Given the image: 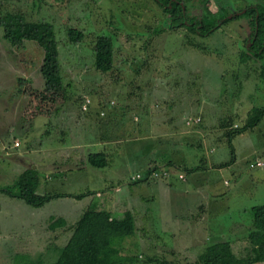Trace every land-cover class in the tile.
<instances>
[{
  "label": "rangeland",
  "instance_id": "374dc122",
  "mask_svg": "<svg viewBox=\"0 0 264 264\" xmlns=\"http://www.w3.org/2000/svg\"><path fill=\"white\" fill-rule=\"evenodd\" d=\"M254 2L264 0H208L207 5L189 0L187 12L232 13ZM7 10L53 25L66 98L51 122L40 114L23 120L26 96L18 93L17 79L43 86V52L32 40L10 44L0 26V187L15 193L14 179L25 167L44 169L40 176L58 172L60 162L81 149L70 153L77 140L108 135L126 154L128 163L123 164V158L114 163L120 162L114 169L120 177L111 175L110 166L86 164L80 178L68 185L73 194L86 193L102 181L109 186L103 194L109 195L119 182L124 181V189L136 184L137 190L131 188V194L140 197L131 204L136 228L123 240L126 252L138 253L131 264H155L154 258L199 264L196 256L206 244L227 239L234 241L235 252L243 253V237L251 226L249 207L264 204V114L255 126L231 138L235 160L229 166H213L229 159L226 129L242 125L252 107L264 106V80L257 74L262 60H239L250 32L246 18L219 23L200 36L182 26L171 28L168 15L154 0H0V12ZM68 27L81 29V39L69 41ZM99 34L111 39L112 66L107 71L93 65ZM96 119L103 122L97 125ZM129 137L147 148L145 171H137V163H143V154H138L145 148L137 144L138 152L132 151L129 158ZM168 157L174 159L172 165L157 164ZM255 159L263 164L250 166ZM67 164L75 170L73 162ZM197 164L200 168H192ZM154 165L167 173L147 177V183L134 182L136 173L144 175ZM64 174V180L71 179L70 173ZM87 195L53 198L34 207L0 192V264H14L16 255L15 264H23L28 256L49 264L90 204ZM59 213L65 224L48 228L49 217ZM148 257L151 262L145 261Z\"/></svg>",
  "mask_w": 264,
  "mask_h": 264
},
{
  "label": "trees",
  "instance_id": "16d2710c",
  "mask_svg": "<svg viewBox=\"0 0 264 264\" xmlns=\"http://www.w3.org/2000/svg\"><path fill=\"white\" fill-rule=\"evenodd\" d=\"M189 0H154V2L168 15L169 26L185 27L200 36L210 34L219 23H225L233 18L242 16L247 20L250 28L246 38V45L239 53V60L249 59L262 60L257 67L258 76L264 80V3L254 2L245 5L232 13H220L215 11L189 15L187 2ZM208 0H199L200 4L207 5ZM0 26L3 37L14 46H21L24 40L36 42L42 49L43 56L39 71L43 78L42 87L32 86L27 79L18 77L19 93L26 96L21 110L23 120H31L36 115H50L66 98V92L60 73L58 60L57 41L53 25L46 20H31L26 18L22 11L0 12ZM83 32L76 27L66 29V37L69 41L76 42L81 39ZM111 39L105 34H99L95 38L93 48V65L100 71H107L112 66ZM264 114V106H254L248 113L245 121L239 126H230L225 131L227 143L230 146L229 159L214 165L215 167L226 166L234 160L231 138L255 126ZM87 163L103 167L107 164V157L102 151L89 152ZM172 165V161L167 162ZM178 166V165H177ZM148 168L140 180L147 177ZM200 168L193 165L192 168ZM188 168V167H187ZM138 179L134 182H138ZM40 175L34 167H26L21 170L14 179L17 191L14 193L7 187H0V192L10 196L21 198L27 204L39 207L53 198L72 196L81 198L86 193H61L40 191ZM251 214V226L244 234L243 253L235 252L231 239L217 240L206 244L196 256L199 264H264V204H253L249 207ZM65 224L62 216H50L48 228ZM135 219L133 212L126 209L118 214L106 208H97L88 205L75 220L71 232L63 245L49 264H131L138 260V253H130L124 250L125 236L135 232ZM20 256V255H18ZM14 257V264L17 261ZM151 262L152 258L145 259ZM155 264H175L164 258H154ZM18 262V261H17ZM23 264H39L28 256ZM191 264V263H189Z\"/></svg>",
  "mask_w": 264,
  "mask_h": 264
},
{
  "label": "crops",
  "instance_id": "0c3cea01",
  "mask_svg": "<svg viewBox=\"0 0 264 264\" xmlns=\"http://www.w3.org/2000/svg\"><path fill=\"white\" fill-rule=\"evenodd\" d=\"M54 116H56V111L54 113L48 115V117H49L48 121L51 122V120L54 118ZM96 121L98 122V123H96L97 125H100V123L103 122L102 120L100 121L99 119H96ZM91 122L94 123L95 121L92 120ZM125 128L126 127L124 126V130H125ZM100 132L101 131H99L97 134H100ZM124 134H126V133L124 132ZM90 139L91 140H87V141L77 140V143L75 142L77 144L76 146H74L75 143H73L72 147H70V148H72L70 150V153L72 155L74 154V152H76V150H74L75 147H78V146L81 145V149L77 148L79 150L78 154L76 156H72V157H71V155L68 154V151H67V154L69 156L68 160H66L65 162H60V164H61L60 167H62V169L65 168L66 169L65 171H63L61 169L58 172L54 171L51 174H44V175L40 176L41 180H40L39 185L42 182H44V184L42 185L43 186L42 191L45 190V191H49V192L72 193L71 189L69 188L70 186L68 185L69 184L68 181H72V180L76 181L77 178H80L82 172L85 170L86 164H88L87 163V154L89 152H94V151H90V147L91 146L98 147L99 149L97 151H102V152L105 153V155L107 157V164L106 165L110 166L112 168V174L111 175L115 176L117 178L120 177V174H122V173H118V175L114 173L115 172L114 169H116V167L120 166V162L119 161H118L119 165H114V163L116 161V158H123V159H121L123 164L128 163L127 162V158L124 159L126 154L121 149L122 148V144L120 145L121 148H118L117 147V139L109 137L108 135L107 136H102V135L93 136V137H90ZM122 139H124V141H126L125 137H123ZM136 139H139V138H136ZM137 144H139L141 147L145 148V149H143L142 153L138 154V156L143 154V158H142L143 159V163L142 164H140L139 162L137 163L138 164L137 171L139 170V172H142V171H145V169L147 168L146 164L149 161L148 159L144 158L145 156L148 155L147 148L144 146L142 141L133 140V137H129L128 145H130V147H131L129 149L131 151V155L129 156V158H131V159H133L132 151L138 152V150H139ZM128 145H127V147H128ZM80 150L84 151V153H81ZM62 152H63V150H62ZM51 153H53V149L52 148H51ZM51 153H47V154H51ZM173 160L174 159H170V157H168V158H163V159H159V160H156V161H159L157 163L159 165H164V164L168 165L167 162L168 161H172L173 162ZM69 161L73 162L72 165H76L77 161H79L78 163H80V164L79 165L77 164L75 170H72V169H70L68 167L67 163H69ZM74 161H76V162H74ZM174 162H176V161H174ZM154 164H156V163H154ZM54 165H56V164H54ZM214 165H216V164H214ZM229 165L230 164H228L226 166H229ZM51 166H53V165L50 164L49 168ZM30 167H32V166H30ZM213 167H215V166H213ZM36 169L39 170L38 173L40 172V170H41V172L44 170V169H40L39 167H36ZM121 171L124 172V171H126V169L121 170ZM64 172L67 175L69 173L71 174V179L70 180H69L70 177H68L67 181L64 180V178H63V175H65ZM58 175H60V176H58ZM92 179H95V175L94 174H92ZM106 179H108V178H104L103 182H105ZM57 180H63L64 182H61L59 184V181H57ZM147 182H148L147 180H144V181L142 180V181L137 182V183H147ZM157 183L160 186H163V187H166V188H170V186L168 184L164 183L163 181H158ZM57 184H59L60 188H57V186H58ZM128 184L130 186L128 188L124 189V187H123L124 181L119 182L114 187H111V189L113 190L112 194L104 195L103 194L104 193L103 192L104 191V187H109V186L108 185L103 186L102 185V181H99L98 184L95 185L96 188H90V190L94 192V195H91V194L87 195L86 196L87 197V202H88V204L90 203L89 205H93V206H95L97 208H106V209L111 210L113 213L116 212L117 214L119 212L121 213L122 211H124L126 209H129V210L133 211L131 204H133L135 202V200L139 201L140 197H137V196L131 194V188L134 187V185H136V184H132V185L130 183H128ZM65 188H66V190H64ZM123 190L126 191L125 195L122 192ZM135 190H137V189L135 188ZM182 192H185V191H182ZM64 197H68V196H64ZM121 200H124V201H121ZM49 201H51V200H49ZM106 203H108V204L106 205ZM59 215L60 216L62 215V217L64 218V214L63 213H59Z\"/></svg>",
  "mask_w": 264,
  "mask_h": 264
},
{
  "label": "built area",
  "instance_id": "2783aa9c",
  "mask_svg": "<svg viewBox=\"0 0 264 264\" xmlns=\"http://www.w3.org/2000/svg\"><path fill=\"white\" fill-rule=\"evenodd\" d=\"M196 120H198V118H196ZM187 123H189V121H187ZM15 145H17L18 143L15 142L14 143ZM263 163L260 159H255L253 161H251L249 163L250 166H261ZM167 173V169H161V170H156V169H150L149 172L147 173V176L148 178H152V177H155V176H160L161 174H166ZM144 175L140 174V173H136L135 176L132 178V179H138V178H142ZM178 176L181 178L182 177V174H178Z\"/></svg>",
  "mask_w": 264,
  "mask_h": 264
}]
</instances>
